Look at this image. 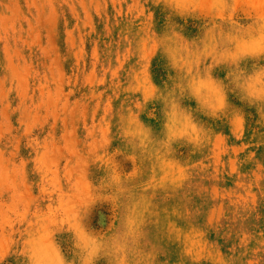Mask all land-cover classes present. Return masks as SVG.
<instances>
[{"label": "rangeland", "instance_id": "obj_1", "mask_svg": "<svg viewBox=\"0 0 264 264\" xmlns=\"http://www.w3.org/2000/svg\"><path fill=\"white\" fill-rule=\"evenodd\" d=\"M0 264H264V0H0Z\"/></svg>", "mask_w": 264, "mask_h": 264}]
</instances>
